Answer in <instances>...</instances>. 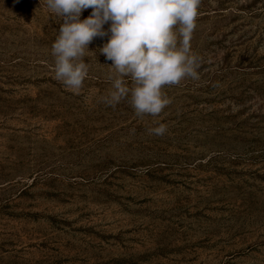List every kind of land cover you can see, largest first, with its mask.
Listing matches in <instances>:
<instances>
[{"label": "rangeland", "instance_id": "1", "mask_svg": "<svg viewBox=\"0 0 264 264\" xmlns=\"http://www.w3.org/2000/svg\"><path fill=\"white\" fill-rule=\"evenodd\" d=\"M62 22L0 0V264H264V0H202L200 79L155 118L102 102L108 37L80 90L55 79Z\"/></svg>", "mask_w": 264, "mask_h": 264}, {"label": "clouds", "instance_id": "2", "mask_svg": "<svg viewBox=\"0 0 264 264\" xmlns=\"http://www.w3.org/2000/svg\"><path fill=\"white\" fill-rule=\"evenodd\" d=\"M201 2L46 0L47 8L63 21L52 44L55 79L70 90H80L89 74L85 50L95 38L108 37L98 49L112 62L115 75L109 77L112 91L102 102L115 108L127 100L137 117H158L171 103L165 86L200 79L199 58L192 54L190 42ZM89 8L91 14L82 20V12ZM147 131L163 136L168 128L159 123Z\"/></svg>", "mask_w": 264, "mask_h": 264}]
</instances>
